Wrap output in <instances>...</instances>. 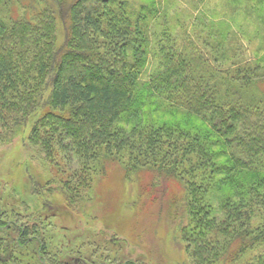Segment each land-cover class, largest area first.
<instances>
[{"label": "trees", "instance_id": "trees-1", "mask_svg": "<svg viewBox=\"0 0 264 264\" xmlns=\"http://www.w3.org/2000/svg\"><path fill=\"white\" fill-rule=\"evenodd\" d=\"M11 1L0 0V141L31 125L30 181L45 200L27 223L0 198V264H95L52 220L67 209L93 219V183L111 163L182 191L178 264H264V54L223 68L170 32L154 47L156 0H33L31 18ZM100 234L87 237L93 255H115L97 264H139Z\"/></svg>", "mask_w": 264, "mask_h": 264}, {"label": "rangeland", "instance_id": "rangeland-1", "mask_svg": "<svg viewBox=\"0 0 264 264\" xmlns=\"http://www.w3.org/2000/svg\"><path fill=\"white\" fill-rule=\"evenodd\" d=\"M256 2L259 0H156L160 14L151 26L153 45L157 43L156 37L163 38L164 32H170L179 45L187 42L190 46L201 47L207 55L216 56L217 66L223 68L262 56L264 0L259 3L260 7ZM11 5L25 16V12L36 7L33 0H12ZM58 22L63 35V22L61 19ZM156 53L153 49L143 75L145 80L158 70ZM188 121L193 120L188 118ZM30 132L31 125H26L11 143L0 141V198L6 200V209L14 208L17 217L27 223L32 213L41 212V203L45 200L44 196L33 193L35 183L33 186L31 181L34 182L32 176L35 177L38 162L33 160L36 148L29 143ZM153 176L145 173L127 179L118 164H109L106 174L95 179L92 200L88 202L95 218L67 209L65 214L52 220L57 234L64 236L61 240L71 243L76 252L80 250L84 259L94 260L95 264L101 262V254L108 253L100 247L93 255L94 246L86 243L93 242L94 237L100 242L104 238L100 233L109 240L112 237L120 240V245L110 249L120 252L123 261H139V264L182 262V248L174 239L175 232L170 225L171 214L178 211L173 203L183 196L182 191L172 180L154 184ZM87 237L92 239L87 241ZM114 255L110 252L107 256Z\"/></svg>", "mask_w": 264, "mask_h": 264}, {"label": "flooded vegetation", "instance_id": "flooded-vegetation-1", "mask_svg": "<svg viewBox=\"0 0 264 264\" xmlns=\"http://www.w3.org/2000/svg\"><path fill=\"white\" fill-rule=\"evenodd\" d=\"M0 228L2 229L3 227L0 225ZM17 240H18V242H19V238H18ZM78 260H79V258H76V260H75V263H76V264H78Z\"/></svg>", "mask_w": 264, "mask_h": 264}]
</instances>
